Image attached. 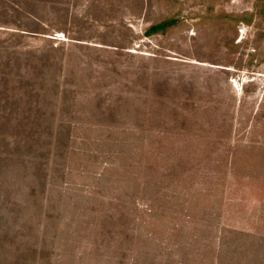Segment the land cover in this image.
<instances>
[{
    "label": "rangeland",
    "instance_id": "374dc122",
    "mask_svg": "<svg viewBox=\"0 0 264 264\" xmlns=\"http://www.w3.org/2000/svg\"><path fill=\"white\" fill-rule=\"evenodd\" d=\"M0 264H264V0H0Z\"/></svg>",
    "mask_w": 264,
    "mask_h": 264
},
{
    "label": "trees",
    "instance_id": "16d2710c",
    "mask_svg": "<svg viewBox=\"0 0 264 264\" xmlns=\"http://www.w3.org/2000/svg\"><path fill=\"white\" fill-rule=\"evenodd\" d=\"M168 25H169L168 22H162V23H159V24H157V25H155V26H152V27L149 29L148 33H149V34L158 33V32H160V31L165 30V29L168 27Z\"/></svg>",
    "mask_w": 264,
    "mask_h": 264
}]
</instances>
